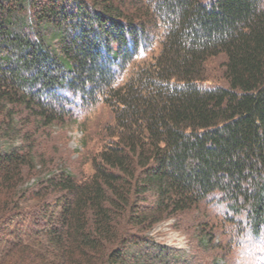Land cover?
Returning a JSON list of instances; mask_svg holds the SVG:
<instances>
[{"label": "trees", "instance_id": "1", "mask_svg": "<svg viewBox=\"0 0 264 264\" xmlns=\"http://www.w3.org/2000/svg\"><path fill=\"white\" fill-rule=\"evenodd\" d=\"M100 104L92 172L47 161L39 131ZM0 140V264H190L150 238L188 216L259 264L264 0H0Z\"/></svg>", "mask_w": 264, "mask_h": 264}, {"label": "rangeland", "instance_id": "2", "mask_svg": "<svg viewBox=\"0 0 264 264\" xmlns=\"http://www.w3.org/2000/svg\"><path fill=\"white\" fill-rule=\"evenodd\" d=\"M111 121L112 114L109 108L104 104H100L90 113L86 112L78 117L75 123L71 122L70 124L67 123V125L55 124L40 130L36 136L45 139V144L48 147L45 152L47 161H50L52 157L53 160H56L55 162H61V164L68 162V166H71L67 170L70 172L83 170L84 174H90L92 172L91 163H86V160L90 155L96 154L102 149L105 136L103 128L106 123ZM19 143H21V140H16L14 143L0 140V148L10 145L18 146ZM27 211L29 210L27 209ZM180 221L182 224L179 225ZM192 225L193 221L190 216L185 217V220L175 219L174 217L165 219L150 233V238L153 240L152 247L166 248L180 255V257H183L182 261L187 260L190 264H218L217 257L221 247H217V249L212 247L211 250L201 247L202 240L199 237V232H195V228ZM225 230H218L214 246L224 243V245L229 247L227 242L230 236ZM240 249H238V254H243ZM254 249L252 256L259 252L260 257H257L260 259L259 264H264V247L257 246ZM231 250L233 252V248ZM173 261L170 260V264H174ZM175 262L176 264H184L180 260ZM223 263L225 262H220V264ZM226 264L233 263L226 262Z\"/></svg>", "mask_w": 264, "mask_h": 264}]
</instances>
